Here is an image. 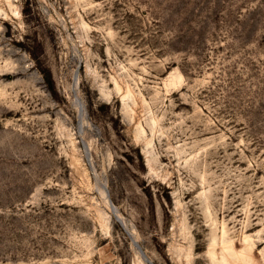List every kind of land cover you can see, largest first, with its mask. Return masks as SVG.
<instances>
[{
	"label": "rangeland",
	"instance_id": "obj_1",
	"mask_svg": "<svg viewBox=\"0 0 264 264\" xmlns=\"http://www.w3.org/2000/svg\"><path fill=\"white\" fill-rule=\"evenodd\" d=\"M0 264H264V0H0Z\"/></svg>",
	"mask_w": 264,
	"mask_h": 264
},
{
	"label": "bare ground",
	"instance_id": "obj_2",
	"mask_svg": "<svg viewBox=\"0 0 264 264\" xmlns=\"http://www.w3.org/2000/svg\"><path fill=\"white\" fill-rule=\"evenodd\" d=\"M234 255H235V253H234ZM237 256V255H236ZM234 258V257H233ZM232 259V258H231Z\"/></svg>",
	"mask_w": 264,
	"mask_h": 264
}]
</instances>
